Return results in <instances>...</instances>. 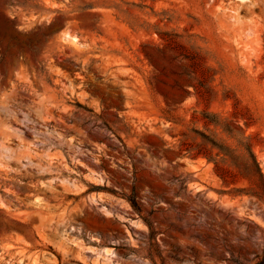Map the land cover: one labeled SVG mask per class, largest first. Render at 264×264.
I'll use <instances>...</instances> for the list:
<instances>
[{
    "label": "rangeland",
    "instance_id": "374dc122",
    "mask_svg": "<svg viewBox=\"0 0 264 264\" xmlns=\"http://www.w3.org/2000/svg\"><path fill=\"white\" fill-rule=\"evenodd\" d=\"M0 77V264H264V0H0Z\"/></svg>",
    "mask_w": 264,
    "mask_h": 264
},
{
    "label": "bare ground",
    "instance_id": "6f19581e",
    "mask_svg": "<svg viewBox=\"0 0 264 264\" xmlns=\"http://www.w3.org/2000/svg\"><path fill=\"white\" fill-rule=\"evenodd\" d=\"M13 75V74H12ZM9 77V76H8ZM1 78V77H0ZM18 78V77H17ZM16 78V79H17ZM15 79V78H14ZM13 79V80H14ZM7 80V79H6ZM18 80V79H17ZM28 80V79H27ZM4 82V81H3ZM20 82V81H19ZM10 83H12V77H10L6 82H4V83H0V112L3 114V112L4 111H7V109L9 108V102H10V94H9V92H8V87H9V84ZM17 83V82H16ZM33 84V83H32ZM35 84V83H34ZM39 84H42V82H40ZM44 84V83H43ZM13 85H15V84H12V86ZM29 85H30V82H29ZM46 85V84H45ZM44 85V86H45ZM41 86V85H40ZM70 86V85H69ZM17 87V86H16ZM37 87V86H36ZM41 87H43V86H41ZM45 87H47V85L45 86ZM50 87V86H49ZM72 87V86H71ZM70 87V88H71ZM10 88V87H9ZM30 88V87H29ZM28 88V89H29ZM55 88V87H54ZM69 87H67V89H68ZM69 88V89H70ZM17 89V88H16ZM52 89V88H51ZM20 90V89H19ZM18 90V91H19ZM31 90H33V89H31ZM56 90V89H55ZM17 91V92H18ZM34 91H35V89H34ZM33 91V92H34ZM37 91V90H36ZM57 91V90H56ZM13 92V91H12ZM31 94H32V92H30ZM36 93V92H35ZM52 93H54L53 91H52ZM51 93V91L47 88H44V89H42V90H40V91H38L36 94H35V96H34V101H35V103H37V105H41L42 107H44L47 111H48V113L49 114H51V115H53V113H54V107L53 108H51V104H52V101L54 100L55 101V99H56V97H54L55 95L54 94H52ZM30 94V96L32 97V95ZM27 95V94H26ZM13 97H16V96H13ZM62 97V96H61ZM20 98H22V97H20ZM26 99L28 98V97H25ZM53 98H55V99H53ZM11 99H12V97H11ZM51 99H53L52 101H51ZM58 99V98H57ZM13 100V99H12ZM17 100V99H16ZM24 100V99H23ZM29 100V99H28ZM32 100V101H33ZM54 101H53V104L54 105H56V107L58 106L57 104H55L54 103ZM60 101V100H59ZM14 102V101H13ZM17 101H15V103H16ZM30 102V101H29ZM28 102V103H29ZM66 102V101H65ZM34 103V102H33ZM34 103V104H35ZM51 103V104H50ZM58 103V102H57ZM64 103V102H63ZM17 104V103H16ZM22 104V103H21ZM30 105V104H29ZM60 105L62 106V103H60ZM11 106V105H10ZM31 106H33V105H31ZM31 106H29V107H31ZM64 107H65V105H63ZM27 107V106H26ZM28 107V108H29ZM34 107V106H33ZM59 107V106H58ZM39 108V107H38ZM43 108V109H44ZM63 108V107H62ZM13 109V108H12ZM27 109V108H26ZM30 109H32V108H30ZM57 109H59V108H57ZM9 110V109H8ZM22 110V109H21ZM28 110V109H27ZM40 110H41V108H40ZM63 110H64V108H63ZM66 110V109H65ZM13 111V110H12ZM11 111V112H12ZM34 111H36V110H34ZM34 111H33V113H34ZM58 111V110H57ZM60 111H62V110H60ZM59 111V112H60ZM29 112V111H28ZM16 113V112H15ZM38 113H39V111H38ZM8 114H10V113H8ZM12 114H14V113H12ZM19 114H21V111H20V113ZM23 114V113H22ZM26 114V113H25ZM29 114V113H28ZM27 114V115H28ZM32 114V113H31ZM42 114V113H41ZM40 114V115H41ZM44 114H45V116H47L46 115V113L44 112ZM44 114H43V116H44ZM48 114V115H49ZM56 115H57V112L55 113ZM64 114V113H63ZM51 115H50V117H51ZM24 116V115H23ZM22 116V117H23ZM29 116H30V114H29ZM29 116H27L28 118H29ZM34 116V115H33ZM59 116V118H57V122L56 123H58V119L59 120H61V119H64V116L63 115H58ZM66 116V115H65ZM68 116V115H67ZM11 117V116H10ZM14 118H16L15 116H13ZM17 117H18V114H17ZM49 117V116H48ZM52 117H54V116H52ZM25 118V117H24ZM26 119V120H30V119ZM43 119H44V117H42ZM47 118V117H46ZM8 117H7V119H4L3 118V120H7L8 121ZM55 119V118H54ZM0 120H1V118H0ZM15 120V119H14ZM25 119H24V121H26ZM33 120V118L30 120V121H32ZM39 120H41V119H39ZM45 120V119H44ZM50 120H53V118L52 119H50ZM65 120V119H64ZM2 121V120H1ZM19 121H21V120H19ZM30 121L29 122H27L28 124L30 123ZM46 121V120H45ZM56 121V120H55ZM42 122V121H41ZM49 123H50V121H48ZM59 122H61V121H59ZM10 123V122H9ZM17 123V122H16ZM16 123H13V124H5V126H6V129H4L3 127H2V131H0V137H1V139H2V141H0V144L2 145V147L4 148V150H6V152H7V154H5V156H6V163H7V165L8 166H11V165H17V168H18V165L21 167L22 165H20V164H23V162L24 161H26V163L28 162V164H24V167L23 168H25V165H27V167H29V166H32L33 167V165L34 166H42L43 165V163L44 162H47L48 163V165H50V166H53L52 165V160L50 161V158H51V152H50V150H49V152H45L44 150H43V147H42V149H39V146H37L36 144L38 143V142H31V143H29V144H32V146H35V148L34 149H32L30 146L31 145H27V144H24L23 145V143L21 144L20 143V141H22L23 139H21L20 137H24L26 134H27V132L29 131V130H27L28 129V127L27 126H25L24 128L26 129V127H27V129L26 130H24L21 126H23V125H27V124H23V125H21V126H19V125H17ZM21 124L23 123V119H22V122H20ZM34 123V122H33ZM36 123V122H35ZM38 123V122H37ZM64 123H65V121H64ZM2 124V123H1ZM0 124V125H1ZM31 124V123H30ZM29 124V125H30ZM67 124V123H66ZM35 125V124H34ZM33 125V126H34ZM38 125V124H37ZM42 125V124H41ZM61 125V124H60ZM52 126V125H51ZM31 127V126H30ZM39 127V126H38ZM43 127V126H42ZM67 127H68V125H67ZM1 128V127H0ZM57 128V127H56ZM73 127H71V129H72ZM62 129H64V128H62ZM67 129V128H66ZM32 131L34 130V129H31ZM39 130V129H38ZM54 130H55V128H54ZM69 130H70V128H69ZM27 131V132H26ZM35 131V130H34ZM40 131V130H39ZM45 131H46V129H45ZM52 131V130H51ZM58 131V130H57ZM63 132H64V130H62ZM37 132V131H36ZM56 132V131H55ZM75 132V131H74ZM29 133V132H28ZM38 133V132H37ZM46 133V132H45ZM48 133V132H47ZM58 133V132H57ZM60 133V132H59ZM58 133V135H59V137H58V139L60 138V134ZM62 133V132H61ZM38 134H41L40 132L38 133ZM44 134V133H43ZM53 134V133H52ZM63 135L65 134V133H62ZM70 134V133H69ZM79 134V133H78ZM13 135H15V139L17 138V136H18V138H20L19 139V143L21 144L18 148H13V147H11V146H9V145H7L6 143L10 140V138L13 136ZM33 135H34V132H33ZM37 135V134H36ZM42 135V134H41ZM57 135V136H58ZM35 136V135H34ZM51 136V135H50ZM69 136H71V135H69ZM75 136V135H74ZM32 137V136H31ZM38 137H40V135H38ZM38 137H36L35 136V138H38ZM42 137V136H41ZM47 137V136H46ZM54 136H52V138H53ZM17 138V139H18ZM61 138H62V140H63V136L61 135ZM73 138V137H72ZM71 137H70V139H72ZM14 139V140H15ZM48 139V138H47ZM57 139V140H58ZM69 139V140H70ZM78 139V138H77ZM6 140H7V142H6ZM13 140V141H14ZM32 140V139H31ZM36 140V139H35ZM42 140V139H41ZM55 140H56V138H55ZM56 140V141H57ZM60 140V139H59ZM75 140H76V137H75ZM16 141H18V140H16ZM72 141V140H71ZM70 141V142H71ZM67 142V141H66ZM65 142V143H66ZM73 142V141H72ZM13 143V142H12ZM47 143V142H46ZM45 143V144H46ZM48 143H49V141H48ZM64 143V142H63ZM63 143H61V144H63ZM69 143V142H68ZM70 144V143H69ZM72 144V143H71ZM16 145V144H15ZM17 146V145H16ZM40 146H42V145H40ZM60 146H62V145H60ZM67 146H69V145H67ZM49 147V146H48ZM52 147H54L53 145H52ZM56 147V146H55ZM72 147H75V145L73 146L72 145ZM50 149H51V147H50ZM3 150V149H2ZM71 150V149H70ZM73 150V149H72ZM48 151V150H47ZM61 151V150H60ZM1 154H3V153H1ZM53 155H56V154H53ZM4 156V155H3ZM5 156H4V158H5ZM58 156V155H57ZM1 157V156H0ZM63 158V157H62ZM1 159V158H0ZM47 159H49V161L47 160ZM59 160V159H58ZM5 162V160L3 161V163ZM54 162V161H53ZM63 162V161H62ZM55 164H56V161H55ZM58 164V163H57ZM63 164V163H62ZM62 164H60L61 166H62V168H63V165ZM3 166V165H2ZM56 166V165H55ZM3 167H5V166H3ZM45 167V166H44ZM23 168H21L20 170H23ZM49 168H51V167H49ZM7 169H8V167H7ZM42 169H43V167H42ZM47 169V168H46ZM46 169H43V170H45L46 171ZM55 169V168H54ZM64 169V168H63ZM13 170V169H12ZM32 170H33V168H32ZM40 170H41V167H40ZM60 170V169H59ZM9 171H10V169H9ZM16 171V170H15ZM26 171V170H25ZM42 171V170H41ZM47 171H49V170H47ZM56 171V170H55ZM3 172V171H2ZM1 172V173H2ZM17 172V171H16ZM21 172V171H20ZM19 172V173H20ZM27 172V171H26ZM56 172H58V171H56ZM0 173V174H1ZM43 173V172H42ZM45 173V172H44ZM43 173V174H44ZM54 173V172H53ZM17 174V173H16ZM21 174V173H20ZM47 174H49L48 172H47ZM60 174V173H59ZM61 175V174H60ZM6 176H8V175H6ZM23 176V175H22ZM4 177V176H3ZM2 177V178H3ZM6 178V177H5ZM7 180V179H6ZM69 182V181H68ZM67 182V183H68ZM5 183V182H4ZM12 186V185H11ZM10 186V187H11ZM6 188V187H5ZM12 188V187H11ZM7 190H11V189H7ZM37 200H40L39 198H37Z\"/></svg>",
    "mask_w": 264,
    "mask_h": 264
},
{
    "label": "trees",
    "instance_id": "16d2710c",
    "mask_svg": "<svg viewBox=\"0 0 264 264\" xmlns=\"http://www.w3.org/2000/svg\"><path fill=\"white\" fill-rule=\"evenodd\" d=\"M250 155L253 159V166L255 167L256 171L261 175V168L258 164V162L256 161V158L255 156L253 155V153L250 151ZM132 203V206L133 208L139 213L141 214V208L137 205V202L135 200L131 201ZM144 221L148 224L149 228L151 229L152 231V223L151 221L148 219V218H144ZM194 258L192 259V261L195 263V264H202V260L200 259L199 255L196 253V250H195V253H194ZM208 256L209 257H214V258H218L220 259L221 258V255L218 254L217 252L215 251H211V252H208Z\"/></svg>",
    "mask_w": 264,
    "mask_h": 264
}]
</instances>
